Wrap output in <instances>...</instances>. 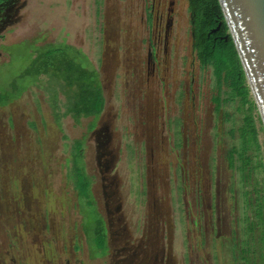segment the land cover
Instances as JSON below:
<instances>
[{
	"label": "rangeland",
	"instance_id": "rangeland-1",
	"mask_svg": "<svg viewBox=\"0 0 264 264\" xmlns=\"http://www.w3.org/2000/svg\"><path fill=\"white\" fill-rule=\"evenodd\" d=\"M19 4L0 30V95L20 94L0 106V264H264V127L255 105L244 170L248 105L198 60L188 0ZM67 45L97 72L98 117L55 118L56 66L45 61Z\"/></svg>",
	"mask_w": 264,
	"mask_h": 264
},
{
	"label": "trees",
	"instance_id": "trees-1",
	"mask_svg": "<svg viewBox=\"0 0 264 264\" xmlns=\"http://www.w3.org/2000/svg\"><path fill=\"white\" fill-rule=\"evenodd\" d=\"M190 4L191 10L196 12L194 17L196 20L195 39L199 60L203 66H213L219 90L221 89L222 83L229 84L232 89V95L240 96L242 103L248 105L249 115L245 117V123L241 131V136L244 140L241 160L243 161L245 170L251 162L247 151L251 143L255 142L258 134L254 125V117L251 114L255 108V102L250 99L251 91L246 83L245 73L232 38L229 37L227 42L223 40L215 43L213 38L209 37L210 28L224 19L219 1L190 0ZM227 30L228 27L224 22L223 32ZM67 47V50L58 51L54 57L49 54L47 61H45L47 64H52L53 62L56 66L54 68V77H52L56 79L58 86L53 97L55 118L58 121L61 117L71 116L78 121L83 117H98L104 110L105 97L98 81L97 72L90 70L89 67L79 61L81 59L80 57L83 56V54L79 53V49L77 50V48L70 45H67ZM68 51L72 53L70 54ZM86 59L88 61L87 57ZM48 73L45 71L44 74L48 75ZM59 91L64 93L65 101L59 99ZM19 95L10 93L0 95V106L7 105ZM216 103L217 106L221 104L220 91ZM82 149H80L81 151L78 149L81 155ZM235 154V152H232V156H230L232 160H234ZM232 166H234V163ZM77 170L78 181L85 185V188L89 189L90 181L87 179L88 177L83 171V167ZM88 198L89 196H87ZM98 221L99 224H97L96 231L101 236V241L103 242L101 244H104V229L102 222L100 220Z\"/></svg>",
	"mask_w": 264,
	"mask_h": 264
},
{
	"label": "water",
	"instance_id": "water-1",
	"mask_svg": "<svg viewBox=\"0 0 264 264\" xmlns=\"http://www.w3.org/2000/svg\"><path fill=\"white\" fill-rule=\"evenodd\" d=\"M264 127V0H218Z\"/></svg>",
	"mask_w": 264,
	"mask_h": 264
},
{
	"label": "flooded vegetation",
	"instance_id": "flooded-vegetation-1",
	"mask_svg": "<svg viewBox=\"0 0 264 264\" xmlns=\"http://www.w3.org/2000/svg\"><path fill=\"white\" fill-rule=\"evenodd\" d=\"M19 1L20 0H0V30H1V28L2 29L5 28V26H7L8 24H12L13 21L15 20V16H17L19 9H20V6H21L19 4ZM157 4H159V3H157ZM160 5H161V3H160ZM169 5H172V4H168V6ZM154 6H155L154 3L153 4L147 3L145 5L146 20L150 26L152 25V18H153L152 14H153V9L155 8ZM168 9L172 11V9L170 7ZM188 9H189V12L191 14L193 48H194V50L197 54V58L199 60L198 51L196 49V39H195L196 20L194 19V17H195L196 12H193L191 10L190 0H188ZM223 18H224V16H223ZM159 19H160V17H159ZM172 19H173V17H172V14L170 13V15L168 16V20H167L166 36H165L166 39H168L169 27L172 26V23H173ZM224 22H225V19L221 20L220 22L217 23V25L210 28L209 37H212L213 41L215 43L218 41H223V40L227 42L229 40L230 35H229L228 30L226 32H223V23ZM149 48L151 51L150 54H151L152 63L155 64L157 55H155L154 53L156 52L157 46L155 45L154 41H152V40L149 41ZM104 109H105V107H104ZM101 149H102V147L100 145L98 150H97L98 151L97 160H98V164L103 168L101 171V173L103 175L102 179H104V181H107L108 180V178H107L108 173L110 172L111 168L113 167V164H112L113 161H112L111 155L109 153L103 151V149L102 150ZM85 173H86V176L89 178V181H90V185H89V198H90V196H91L90 194H92V182H91V179H90V176L88 175V173L87 172H85ZM104 188L107 190L106 184L104 185ZM104 193L106 195L107 191H105ZM106 196H107V201H110L111 200L110 197L108 195H106ZM90 201L94 205V208H96V205L94 204V201L91 198H90ZM111 207H112L111 203L107 202L106 208L108 211V213H107L108 217H110L112 213L116 212V213H118V215L115 217V219L118 222H120L121 221V218L119 217L120 206L116 207L114 211L111 210ZM100 218H101L100 221L102 222V226H103L104 219L102 217H100ZM109 223H110V226H112L111 219L109 220ZM120 229H121V227H120ZM103 233H104L105 239H104V246L102 249L105 250L107 248V242H108V231H107V229H104Z\"/></svg>",
	"mask_w": 264,
	"mask_h": 264
}]
</instances>
